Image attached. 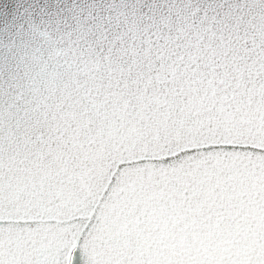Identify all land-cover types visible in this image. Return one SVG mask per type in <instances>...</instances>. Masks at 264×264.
I'll list each match as a JSON object with an SVG mask.
<instances>
[{"label":"snow or ice","instance_id":"1","mask_svg":"<svg viewBox=\"0 0 264 264\" xmlns=\"http://www.w3.org/2000/svg\"><path fill=\"white\" fill-rule=\"evenodd\" d=\"M63 104L111 136L70 201L65 254L101 222L115 185L158 167L180 179L177 212L197 240L128 264H264V0H16L0 12V152L21 131L42 143L29 127ZM22 220L0 200V264H69L6 252V226Z\"/></svg>","mask_w":264,"mask_h":264},{"label":"water","instance_id":"2","mask_svg":"<svg viewBox=\"0 0 264 264\" xmlns=\"http://www.w3.org/2000/svg\"><path fill=\"white\" fill-rule=\"evenodd\" d=\"M15 3L3 0L6 8L0 7V12L10 14ZM56 95L58 99L66 94ZM53 110L57 113L55 121L41 120L29 127L42 143H29L21 131L19 141L5 142L0 152V200L6 210L19 208L23 216L11 233L6 226V252L39 257L50 250L71 264L79 249L82 264L110 259L128 264L129 260L179 254L195 244L197 237L183 230L176 208L180 179L171 173L164 175L156 167L115 185L116 190L105 199L103 212L98 213L101 222L93 220L96 227L90 229L91 235L84 233L65 254L63 241L75 223L69 217L78 214L70 201L83 196L81 188L87 190V175L99 168L111 136L100 118L83 114L79 106L63 104ZM57 125L59 136L54 131ZM49 137L54 142L49 143Z\"/></svg>","mask_w":264,"mask_h":264}]
</instances>
